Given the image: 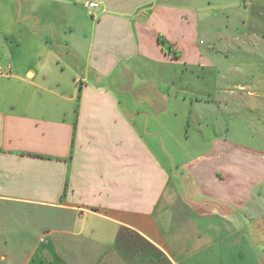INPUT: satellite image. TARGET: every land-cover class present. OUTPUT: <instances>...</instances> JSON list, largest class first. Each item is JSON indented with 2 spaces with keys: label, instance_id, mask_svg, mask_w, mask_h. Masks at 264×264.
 I'll return each mask as SVG.
<instances>
[{
  "label": "crops",
  "instance_id": "1",
  "mask_svg": "<svg viewBox=\"0 0 264 264\" xmlns=\"http://www.w3.org/2000/svg\"><path fill=\"white\" fill-rule=\"evenodd\" d=\"M218 5L0 0V264H264V101L202 46Z\"/></svg>",
  "mask_w": 264,
  "mask_h": 264
},
{
  "label": "rangeland",
  "instance_id": "2",
  "mask_svg": "<svg viewBox=\"0 0 264 264\" xmlns=\"http://www.w3.org/2000/svg\"><path fill=\"white\" fill-rule=\"evenodd\" d=\"M218 6L215 11L208 13L214 21V15H219V23L215 26L209 25L208 20L204 23L202 46L214 50L211 38L219 37L217 50L231 55L229 60L224 61L230 64L223 67L224 80H227L225 69L232 68L237 72L233 81L236 98L263 102L264 69L261 65L264 66V0H219ZM230 38L238 40L231 43ZM245 54L251 55L248 60L245 59ZM251 94L255 97H251ZM259 144L264 142L256 140L255 145L259 147Z\"/></svg>",
  "mask_w": 264,
  "mask_h": 264
},
{
  "label": "built area",
  "instance_id": "3",
  "mask_svg": "<svg viewBox=\"0 0 264 264\" xmlns=\"http://www.w3.org/2000/svg\"><path fill=\"white\" fill-rule=\"evenodd\" d=\"M89 7L92 9H95V8H98L99 5L95 2H90ZM11 70H12L11 66H8L6 68H3L2 66H0V76H5V75L11 74Z\"/></svg>",
  "mask_w": 264,
  "mask_h": 264
}]
</instances>
